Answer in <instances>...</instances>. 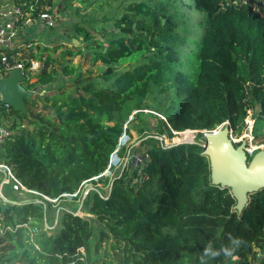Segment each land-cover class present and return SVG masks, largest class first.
<instances>
[{
  "label": "trees",
  "instance_id": "trees-1",
  "mask_svg": "<svg viewBox=\"0 0 264 264\" xmlns=\"http://www.w3.org/2000/svg\"><path fill=\"white\" fill-rule=\"evenodd\" d=\"M73 1L103 0H63L58 9L78 14ZM176 1L129 2L114 22L118 31L102 39L90 40L76 27L82 40L74 36L72 43L75 38L80 45L62 55L79 54L86 42L91 62L100 63L97 74L88 76L92 70L74 64L47 68L48 54L37 80L26 85L55 89L43 94L39 112L31 113L30 97L24 98L31 106L26 110L0 101L1 121L8 119L14 130L0 146V162L32 190L18 189L26 194L18 197L3 186L5 196L20 202L0 198V264H264V188L238 212L230 189L212 184L198 143L164 145L149 135L137 175L126 163L120 174L103 175L112 153L126 150L119 139L132 136L129 117L145 108L163 115L156 125L168 138L173 131H210L226 122L240 134L249 110L254 133L258 121L264 125V0H188L197 20L185 32ZM45 3L53 5H25L36 13ZM125 62L130 66L121 68ZM62 75L72 77L71 86ZM4 176L0 170V183ZM85 180L106 187L84 199L94 224L63 207L64 194L79 191ZM43 195L60 200L56 223H48L52 202ZM230 237L242 241L232 257H204L209 245L232 247Z\"/></svg>",
  "mask_w": 264,
  "mask_h": 264
},
{
  "label": "rangeland",
  "instance_id": "rangeland-1",
  "mask_svg": "<svg viewBox=\"0 0 264 264\" xmlns=\"http://www.w3.org/2000/svg\"><path fill=\"white\" fill-rule=\"evenodd\" d=\"M26 4L27 0H0V10L1 11H9L11 5L15 3ZM135 0H103L97 3H93L91 5H79L77 2L73 1V6H79V13L76 14L73 9H66L65 11H60L58 9L59 5L63 3V0H52V6L50 7L54 18L55 25L52 27L45 26L41 21L32 22L29 25L24 26L22 29L21 37L24 38L23 45V53L28 58L38 59L40 62V68L46 62V58L48 54H51V61L48 63L47 68L55 67L60 68V64H74L79 65L80 68L89 72L92 70V74H88V76H93L97 74V68H99L100 63H92L91 62V54L85 48L86 42L82 41L81 49L83 50L79 54L74 56L62 55V52L66 49V47H72L75 43L77 46L80 45V42L72 43V38L74 36H78L79 39L82 40V32L77 33L76 27H82L81 31H87L90 40L97 38H105L110 36L113 33H116L118 30L114 25L116 19L120 18L126 12V6L129 2ZM188 0H177L176 4L181 8L180 11L183 12V16L185 17L184 21L180 23V30L185 32L194 25L196 22V15L193 13V10L186 6ZM46 4V3H45ZM30 5V4H29ZM49 5V4H48ZM12 20V19H11ZM10 20V22H11ZM192 32V31H191ZM75 39V38H74ZM30 43V45H29ZM39 46L41 49L44 46L49 47L48 51L38 52ZM57 47V49L53 52L51 50ZM32 54H36V57H33ZM129 63L125 62L121 65V68L129 67ZM38 70V71H39ZM87 74V73H86ZM36 78V77H35ZM62 81L67 86H71L72 77L67 75L61 76ZM30 90L33 91V94L30 98H33L35 104L29 106V103L26 104V108H31L32 112H39L44 108V101L42 100L43 94H50L55 92V89L45 90L39 89L35 87H31ZM39 94V95H38ZM149 102L152 101L150 97L148 99ZM45 112V111H43ZM135 112V111H134ZM163 118V115L157 113L152 109H143L140 112V115H131L129 117L128 122L126 123V128L130 130L131 137L127 133L121 135L119 141L121 144L126 146V150L123 155L116 154V150L112 153L110 157V163L107 169L103 172V175L109 174L111 177L118 175L123 170L125 163L127 164L129 174L135 172L137 175L139 172L137 168L140 167L143 158L145 157L146 145L142 143L143 139L149 135H156L159 138H162L164 145H173L183 142H194L201 145L204 142V138H198L197 134L198 129H193V131H175L174 136L168 138L165 134L159 135L157 129V117ZM246 124L244 129L240 134H235L233 132V137L236 140H244L246 142H251V146L254 144L261 145L264 148V125L263 121H258L257 123L261 126L257 129V133L255 134L253 129L254 125V114L249 110L248 115L245 118ZM257 124V126H258ZM8 126V124H7ZM250 132L253 135V139L251 141ZM239 141V142H240ZM236 142V143H239ZM2 163V162H0ZM5 164V163H4ZM97 177H95L96 179ZM105 188L102 183L94 184L91 180L85 181V184L82 188H80V192H75L73 194H64L65 196V204L63 207L72 210L73 212L79 213L82 217L87 218L91 223H95V218L92 213H90L87 207L84 206V199L86 198V194L91 190H99L101 192H105ZM87 191L85 192V190ZM15 192H18L15 191ZM20 194L19 197H26V194L22 191L18 192ZM76 194V195H75ZM74 196V197H73ZM52 205L48 208V223H56L59 219L58 215V206L60 205L57 199L53 198L50 200ZM97 236L94 234L93 240H96Z\"/></svg>",
  "mask_w": 264,
  "mask_h": 264
},
{
  "label": "water",
  "instance_id": "water-1",
  "mask_svg": "<svg viewBox=\"0 0 264 264\" xmlns=\"http://www.w3.org/2000/svg\"><path fill=\"white\" fill-rule=\"evenodd\" d=\"M73 41L78 42L77 39ZM24 80L25 75L17 68L0 78L1 104L26 110L24 98L30 97L33 91L23 85ZM198 131L203 134L201 154L209 159L212 184L229 188L236 200L234 209L241 212L249 203L251 194L264 188V148L250 154L246 141L236 143L232 139L229 124L215 130ZM6 202L19 203L11 199Z\"/></svg>",
  "mask_w": 264,
  "mask_h": 264
},
{
  "label": "built area",
  "instance_id": "built-area-1",
  "mask_svg": "<svg viewBox=\"0 0 264 264\" xmlns=\"http://www.w3.org/2000/svg\"><path fill=\"white\" fill-rule=\"evenodd\" d=\"M50 7L51 6L48 4H43L40 7V9L35 13L34 5L15 3L11 5L9 11L0 10V78L3 76H7L11 69L17 68L21 70L23 75H25V80L22 82L25 87L28 83H34L37 80V74L40 71L39 70L40 62L38 59H34L32 57L28 58L24 55L23 53L24 38L21 37V33L24 26L29 25L32 22L41 21L47 27H52L53 25H55L56 24L55 18ZM1 98L2 97L0 94V101ZM4 105L9 106L7 104ZM226 124L229 123L226 122ZM221 125H219L217 128H219ZM13 132L14 130L10 128V121L8 119H2L1 121L0 118V146L2 142L5 139L9 138V136ZM231 137L235 142L239 141L237 139L236 140L234 139L233 131L231 133ZM250 137L252 141L254 137L251 132H250ZM260 147L262 146L256 144H254V146L252 147L251 142H247L246 149L247 151H249L250 154H252ZM0 170H2L5 174L4 178L0 183V198L3 201H6V199H10L7 196H5L3 193L2 189L4 185H8L10 189L13 191H17L18 189H23L25 191H32L26 188L16 178L9 165L0 163ZM85 181L82 182L80 188L83 187ZM86 191L87 189L85 190V192ZM43 197L48 200H51V198L47 196L43 195ZM11 200H15V199H11ZM0 219H1V215H0Z\"/></svg>",
  "mask_w": 264,
  "mask_h": 264
},
{
  "label": "clouds",
  "instance_id": "clouds-1",
  "mask_svg": "<svg viewBox=\"0 0 264 264\" xmlns=\"http://www.w3.org/2000/svg\"><path fill=\"white\" fill-rule=\"evenodd\" d=\"M230 242L232 247H222L219 250H213L212 247L209 245L205 248L204 250V257H211V258H216L223 254L226 257H232L233 253L235 252V249L240 246L242 241L239 238H231L230 237ZM204 257H201L203 260Z\"/></svg>",
  "mask_w": 264,
  "mask_h": 264
},
{
  "label": "crops",
  "instance_id": "crops-1",
  "mask_svg": "<svg viewBox=\"0 0 264 264\" xmlns=\"http://www.w3.org/2000/svg\"><path fill=\"white\" fill-rule=\"evenodd\" d=\"M19 192V191H18ZM18 192H15V191H11V193L13 194V195H15V196H20V194L18 193ZM17 201H19V200H17ZM20 202V201H19Z\"/></svg>",
  "mask_w": 264,
  "mask_h": 264
},
{
  "label": "bare ground",
  "instance_id": "bare-ground-1",
  "mask_svg": "<svg viewBox=\"0 0 264 264\" xmlns=\"http://www.w3.org/2000/svg\"><path fill=\"white\" fill-rule=\"evenodd\" d=\"M251 138V137H250Z\"/></svg>",
  "mask_w": 264,
  "mask_h": 264
}]
</instances>
